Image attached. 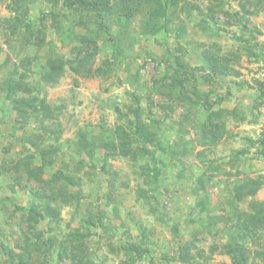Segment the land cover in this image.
Segmentation results:
<instances>
[{
  "label": "rangeland",
  "instance_id": "374dc122",
  "mask_svg": "<svg viewBox=\"0 0 264 264\" xmlns=\"http://www.w3.org/2000/svg\"><path fill=\"white\" fill-rule=\"evenodd\" d=\"M186 1L197 8L180 13L174 20L171 28L177 31L184 27L181 36L144 35L137 21L123 36L120 52L114 51L110 36L99 40L100 53L92 67L94 71L107 70L105 63L109 61L112 70L108 74L82 77L66 65V72L56 86L44 85L42 95L56 116L45 122L51 130L47 134L37 120L29 121L23 128L16 125L17 112L0 91V244L8 250L21 253L23 235L27 233L36 236L41 232L45 239L53 237L61 242L78 229L82 234H90L86 246L95 254L98 264H121L126 259L124 244L138 240L142 229L147 228L152 236L151 254L136 264H182L176 257L187 241L194 242L191 253L195 256L200 257L197 252L202 249L204 260L211 256L203 264H233L222 250L211 254L210 247L223 246L237 236V229L225 230L229 226L226 219L233 212L229 203L233 184L264 175V158L259 157L257 151L260 145L252 147L249 143V139H264V105H259L257 100L259 88L264 84V66L249 57L245 52L246 44L237 39L248 36L242 29L244 23L239 22V17H246L250 20L249 30L256 27L261 31V34L256 33L254 42L264 47V5L255 7L246 0ZM13 3L14 0H0V84L16 67L24 72L21 61L27 56L33 70L27 82L36 89L49 50L65 59L77 58L88 51L82 42L86 29L74 26L63 36L53 27L49 28V45L40 52L35 51V47L26 52L19 45L16 50L11 48L8 35L11 44L17 39L8 30L9 21H14L15 17L9 7ZM219 3L223 10L218 11L214 19L207 16L210 7ZM243 4L250 15H244ZM50 6L48 0H37L30 6L28 20L38 23L43 11ZM48 21L51 23L50 18ZM125 28V24L119 22L111 35L120 34ZM90 29L87 36L97 38L100 30L95 24ZM178 39L186 45V50H179ZM218 46L222 55H240V59L231 64L239 74L228 78L215 76L217 80L208 81L205 80L209 74L204 68L203 52L209 48L214 51ZM180 55L188 69L195 70L200 93L205 99L208 95L209 101L225 97L227 99L219 108H237L247 113L243 123L231 117L230 136L210 150L198 144L194 127L207 117V111L200 106L202 102L191 108L192 123L183 126L181 121L188 106L165 98L167 90L163 86L171 82L167 75L173 73L175 59ZM133 95L141 98L142 122L146 127L153 126L154 120L159 125L161 146L146 144L150 152L156 150L154 156H147V161L140 159L135 163L118 156L106 162L104 145L116 140L115 129L122 123L115 107L128 114L129 108L135 106ZM256 102L258 108L254 109ZM81 132H86L97 148L93 159L84 152L78 153ZM57 136L58 141L55 140ZM28 140L43 142L46 148L54 145L60 149L57 163L43 176L45 180H50L59 170L80 179V185L72 189L76 199L54 205L59 209V217L44 218L38 223L28 222V211L19 210V207L30 203L31 193L49 196L52 189L45 183L24 179L12 194L9 186L13 181L1 175L5 161L10 159L18 160L35 153L36 164H41L34 148L24 143ZM25 146L29 147L27 151ZM134 147L139 146L135 144ZM184 149L187 153L183 156ZM246 149L248 153L237 160V153ZM256 199L264 201V188ZM219 203H223V209ZM98 218L104 224L91 225L93 220L98 222ZM243 243L256 250L249 240ZM58 251V247L53 249L50 261L56 259ZM7 260L0 255V264H13Z\"/></svg>",
  "mask_w": 264,
  "mask_h": 264
},
{
  "label": "trees",
  "instance_id": "16d2710c",
  "mask_svg": "<svg viewBox=\"0 0 264 264\" xmlns=\"http://www.w3.org/2000/svg\"><path fill=\"white\" fill-rule=\"evenodd\" d=\"M48 1L51 8L43 11L38 23L28 20L30 6L35 4L37 0H14L13 5L9 6L11 11L15 12V17L13 18L14 21H9L8 30H11L12 37L15 36L17 38L11 44V37L8 35L7 42L11 45L10 47L16 50V45H19L25 52L35 47V51L40 52L45 46L49 45L47 40L49 28L53 27L60 36H63L74 26L86 29L87 32L84 33L85 36L82 42L89 48L88 51L77 58L65 59L56 57L55 51L49 50L46 57L47 64L42 68V80L40 79L37 82L38 88L36 89L31 88L27 82L30 73H33L30 57L27 56L21 61L24 72H20L16 67L7 76L6 80L0 84V91L5 94L4 100L11 102L17 112L18 121L16 125H20L23 128L29 121L37 120L44 134L51 131L49 127L45 126V122L56 117L47 99L42 95L44 85L56 86L66 72V65H69L77 75L82 77L108 74L112 70V63L109 61L105 63V66L108 67L107 70L98 68L94 71L92 67L93 60L100 53L99 40L104 36L111 37L112 47H114L115 52L122 50L123 36L137 21L139 22V29L144 35H166L170 38L177 36V34L181 36L184 27L178 28L177 31L171 28L174 20L180 13L188 9L197 8L193 3L186 0ZM246 1L255 7L264 5V0ZM242 9L245 12L244 15H250V12L246 11L244 4ZM222 10V3L216 6L212 5L207 16L214 19L213 17L216 13ZM236 16H239V14ZM48 18H50L51 23H48ZM119 22H123L126 28L120 34L111 35L112 29L115 26L119 27ZM239 22L244 23L242 29L248 36L247 38L238 37L237 39L246 44L245 52L248 56L264 66V47L254 42L257 39L256 33L261 34V31L256 27L249 30L247 23L250 20L246 17H239ZM93 24L100 30L97 38L87 36V33L91 31L90 26ZM178 42L179 50H186V45L182 43L181 39H178ZM1 51L2 48L0 47V53ZM203 57L204 68L209 74L208 77H205V80L215 81L217 80L215 76L228 78L239 74L231 65L233 60L240 59L239 54L222 55L221 48L218 46L214 51L211 48L205 50ZM182 59V55L175 59L176 67L172 68L173 73L167 75L171 82L163 86L165 89L162 87L167 90L165 98L169 101L177 100L181 104L188 106V112L181 121L183 126H189L192 123L190 118L191 108L194 105H200L202 102L200 106L207 111V117L202 124L194 127L198 135V144L210 150L217 147L224 139L230 136L228 132L229 119L233 117L239 123H243L247 119V113L237 108L234 110L219 108L222 102L227 99L225 97L220 96L214 101H209L210 95H208L207 99H205L200 93L195 70L190 71L188 69L189 66ZM21 93L26 95L21 96ZM228 95L231 96L232 92L229 91ZM133 100L135 106L129 108L128 114L121 113V110L115 107L122 123L115 129L116 140L114 138L104 145L107 150V154L104 157L106 162L118 156L131 159L135 163H138L140 159L147 161L150 158L149 156L155 155L156 150L150 152L146 144L154 143L156 147L161 146L159 138L161 129L156 120L152 122L154 124L151 126L152 128L146 127L142 122L141 98L133 95ZM257 100L260 101L259 105H264V84H261L259 88ZM257 108L258 102L254 103V109ZM131 116H134V119ZM59 136L55 138L56 141L59 140ZM90 140L86 132H81L78 142V153L84 152L90 159H93L97 148ZM24 143L34 148L36 154L40 156L41 164H36L35 153L25 158L20 157L18 160L10 159L7 160L8 162L5 161L6 164L1 175L10 177L13 181V184L9 186L11 192H13L12 194L15 193V187L24 179L45 183L52 189V195L49 196L36 192L31 193L30 203L19 207V210L28 211V222L38 223L44 218H58L59 209L54 205L61 204V202L67 203L72 198L76 199V196L72 194V189H76L80 185V179L59 170L52 175L50 180H45L43 176L49 167L57 163L60 149L54 145L46 148L43 142L38 141L28 140L24 141ZM249 143L252 147L259 144L260 146L257 148L259 157L264 158V139L257 141L249 139ZM135 144L139 147L135 148ZM28 148V146H25L26 151ZM248 151L249 149L239 151L235 158L239 160L240 156L246 155ZM175 153L181 154L178 151H175ZM182 153L183 156L186 155L187 149H184ZM103 169H106L105 166ZM142 176L145 175L142 174ZM57 188L60 190L56 191L55 189ZM263 188V174L233 184L229 194V203L233 212L226 219L229 226L225 230L237 229V236L223 246H211V254L222 250V253L231 258L233 264H264V201L256 199L258 192ZM246 203H248L247 207L243 208ZM219 206L220 209H223V203H219ZM97 223L104 224L98 218V222L93 220L91 225L95 226ZM149 233L150 231L147 228H143L138 240L124 244L123 250L125 251L126 259L121 264H136L151 254L149 246L152 236ZM43 235L41 232H38L36 236H29V233L24 234V246H22V252L19 254L8 250L4 244H0V255L5 260L9 259L13 264H98L95 261V254L86 246V239L90 234H82L77 229L73 234L69 235V239L61 242H58L53 237L45 239ZM245 240H249L252 243L251 247H256V250L245 245L243 243ZM194 245L193 241H187L182 244L176 259L182 264L207 263L211 256L204 260L205 251L203 249L197 252V255L201 258L195 256L191 253V248ZM56 247L59 249L56 259L50 261L53 249ZM33 256H35V260ZM201 259H203L202 262H200Z\"/></svg>",
  "mask_w": 264,
  "mask_h": 264
}]
</instances>
